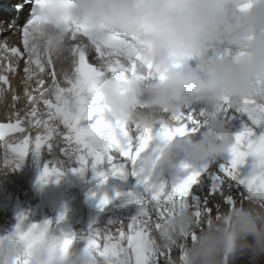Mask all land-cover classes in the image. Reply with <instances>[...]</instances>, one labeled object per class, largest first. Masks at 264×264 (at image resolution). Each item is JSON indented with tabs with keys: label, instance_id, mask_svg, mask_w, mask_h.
<instances>
[{
	"label": "clouds",
	"instance_id": "clouds-1",
	"mask_svg": "<svg viewBox=\"0 0 264 264\" xmlns=\"http://www.w3.org/2000/svg\"><path fill=\"white\" fill-rule=\"evenodd\" d=\"M33 6L41 21L34 26L33 43L63 78L71 75L70 26L96 37L126 39L152 65L151 75L141 63L139 75L127 80L97 65L104 73L96 84L109 119L159 131L175 127L187 113H204L207 123L198 132L157 137L154 150L137 161L142 175L152 178L167 169L178 183L185 165L215 162L229 152L233 135L223 107L257 98L264 85V0H34ZM6 100L0 90V102ZM205 221L197 224L192 211L183 210L154 228L153 239L167 248L187 233L178 264H264V202L249 198ZM12 232L0 240V264H17L21 253L31 264H88L90 259L73 239L52 246L11 238Z\"/></svg>",
	"mask_w": 264,
	"mask_h": 264
},
{
	"label": "snow or ice",
	"instance_id": "snow-or-ice-1",
	"mask_svg": "<svg viewBox=\"0 0 264 264\" xmlns=\"http://www.w3.org/2000/svg\"><path fill=\"white\" fill-rule=\"evenodd\" d=\"M39 23L41 21L34 15L22 30L23 52L16 47H3L5 53L18 58L17 62L27 53L24 72L28 80L33 78L35 70L41 74L50 70L47 71L51 77L48 88L40 91L45 81L37 80L39 87L34 91L40 92L39 97L33 96L27 88L24 92L32 104L27 114L29 127L32 130L43 127L44 130V134L35 135V146L31 154L39 156L42 146L47 144V155L53 157L45 164L39 183L45 184L50 177H60L69 170L84 175L89 167L96 170L95 178L103 183L108 172L116 173L119 167H125L131 175L139 176V183L144 186L141 198L136 201L138 212L134 216L124 220H109L103 226L90 225L87 233L81 236L82 249L90 258L88 264H158V257H164L165 250L171 253L174 248L179 249V261H183L187 233H183L182 239L174 246L167 248L159 247L153 239V229L158 230L166 218L190 209L197 224L207 222L205 217H212L220 209L219 205L215 210L208 207L210 197L216 195L223 198L228 208L249 198L264 202V85L257 98L244 100L237 106L227 104L223 107L224 119L232 129L233 143L227 153L228 159L221 164L219 171L214 175L209 174L210 184L206 195L196 194L204 192L206 167L195 169L185 165L187 175L178 183L154 184L151 177L141 175L142 170H137L138 159L143 153L154 150L153 143L157 137L169 140L198 132L202 124L207 123L204 113H187L177 118L175 127H163L159 131L132 128L124 122L109 119L108 106L96 84L97 78L104 75L97 65H106L107 70L121 80L138 76L137 68L141 63L145 64L146 74L151 75L152 65L147 64L136 47L126 39L115 35L96 37L86 29L70 26L71 75L64 78L62 86L57 80L56 66L51 58L33 43L36 31L34 26ZM93 60L97 61L95 65ZM9 70L15 71L14 68ZM0 82L5 85L9 83L4 76H0ZM69 97L72 99L69 100ZM15 99L16 96H13ZM41 102L48 110L45 114H38L37 105ZM45 115L47 118H44ZM12 118H15L14 124L0 123V139L4 138L5 130L25 132L21 143L12 146L5 142L4 164L6 167L14 165L12 168H15L28 156L29 133L21 127L24 118H21L19 112L9 117ZM57 121L63 125L64 131L59 130ZM54 136L59 138L58 142L48 143ZM60 144H66L67 147H60ZM56 148L67 155V161L55 158ZM9 152L14 155L9 156ZM105 162L106 167L99 166ZM233 189L238 192L237 197L232 194ZM106 204L108 200L105 198L101 205ZM59 219L63 220L64 217ZM26 220V216L19 217L16 228L9 234L11 238L52 246L66 244L73 239L72 234L62 230L59 235L51 234L49 221L25 224ZM116 225H119L116 232L111 231L112 226ZM3 239L4 236H0V240ZM192 239H195V233ZM16 260L17 264H31L23 253ZM164 264H173V261L168 258Z\"/></svg>",
	"mask_w": 264,
	"mask_h": 264
}]
</instances>
